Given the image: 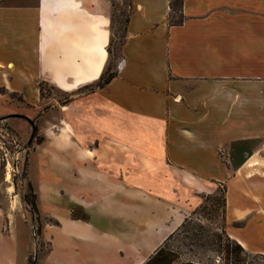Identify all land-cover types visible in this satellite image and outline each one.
<instances>
[{
  "label": "crops",
  "instance_id": "crops-1",
  "mask_svg": "<svg viewBox=\"0 0 264 264\" xmlns=\"http://www.w3.org/2000/svg\"><path fill=\"white\" fill-rule=\"evenodd\" d=\"M132 6L116 75L59 105L44 133L42 178L68 204L43 260L142 264L218 185L226 235L264 257V0H181L179 24L169 0ZM111 14L107 0H0V85L28 100L39 81L67 93L94 83ZM9 208L0 264H22L29 244Z\"/></svg>",
  "mask_w": 264,
  "mask_h": 264
},
{
  "label": "rangeland",
  "instance_id": "rangeland-1",
  "mask_svg": "<svg viewBox=\"0 0 264 264\" xmlns=\"http://www.w3.org/2000/svg\"><path fill=\"white\" fill-rule=\"evenodd\" d=\"M111 1L116 9L122 8L125 12L130 10L131 0ZM119 41L117 37L110 48L111 54L106 65L109 70L116 71L121 61ZM3 89L4 91L0 92L4 94L0 99V202L5 208L9 205L13 223L18 227L21 224L25 227L24 234L29 248L26 251L25 263L22 264H48L43 260L44 256L49 252L51 243L58 239L55 231L59 221L52 213H67L68 203L62 199L63 205L59 208L57 199L61 200V197L57 183L43 180L42 177L46 176L42 170L44 158L40 150L43 148L46 151L49 145L45 143L44 133L57 130L59 100L64 99L67 92L43 85L42 97L36 91H31L32 94L28 91V96L31 95L32 98L26 100L20 92ZM32 127H35V132ZM227 156L225 152L221 154L224 160ZM47 178L50 179V176ZM26 182L30 183L32 193L36 195L35 210L23 201V196L27 193ZM220 190L221 186L218 185L214 193H202L201 203L192 209L172 232L166 247L178 256L174 264L185 261L201 264L229 263L217 246L218 241L223 243L226 240L222 233V206L215 200L204 199L205 196L218 198L221 195ZM81 210L84 211L82 208ZM111 222L113 226L120 225L119 221ZM106 224L108 223L104 221L103 225ZM20 240L23 242L22 236ZM162 242L158 246L162 245ZM155 250H145L143 254L147 258ZM244 262L264 264V257L246 253Z\"/></svg>",
  "mask_w": 264,
  "mask_h": 264
},
{
  "label": "trees",
  "instance_id": "trees-1",
  "mask_svg": "<svg viewBox=\"0 0 264 264\" xmlns=\"http://www.w3.org/2000/svg\"><path fill=\"white\" fill-rule=\"evenodd\" d=\"M107 1H109L111 4L112 14H111V25H110V38H109L106 50L108 54H111L110 48L113 45L114 40L117 37H119L120 47L122 46L125 40L126 26L128 23L130 12L132 10V0H131L130 10L128 12H125L122 8L116 9L114 3L111 0H107ZM168 20L172 24H179L182 21L181 0H169ZM115 75H116V71L109 70V68L106 66L103 72L99 75L98 79L94 83L79 87L73 93L64 92L65 97L64 99L59 100V104L64 105L70 102L74 98L75 95H80V94L91 92L98 88H103L105 85L109 83V81ZM43 85L53 88L52 86L48 85L46 82L39 81L38 82V93L40 97H42ZM3 88L4 87H0L1 93L4 91ZM32 131L33 132L36 131L35 127H32ZM26 185H27V193L24 194L23 201L26 204L31 205L32 209L35 210L36 209L35 208L36 195L32 193V187L30 183L26 182ZM220 186H221V190H220L221 195L218 198L216 196H205L204 199L205 201L215 200L218 203H220L222 206V214H223L222 218L224 219L225 187L223 185H220ZM212 211H214V209ZM70 217L72 219L88 220V215L84 211H82L81 208L79 207H73L70 210ZM222 233L225 235L226 240L223 243L218 241L217 246L220 249V251H222L225 254L226 259L229 260L228 264H245L244 260H245L246 252L236 241L230 239L224 233V230H222ZM172 234L173 233H170L164 239V241L162 242V245L158 246L156 250L153 253H151L142 264H174L178 256L173 250L166 247V242L172 237ZM178 264H201V263L185 261V262H180Z\"/></svg>",
  "mask_w": 264,
  "mask_h": 264
}]
</instances>
